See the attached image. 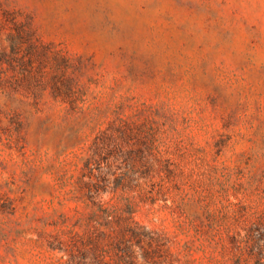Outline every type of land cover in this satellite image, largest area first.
Wrapping results in <instances>:
<instances>
[{
	"label": "rangeland",
	"instance_id": "obj_1",
	"mask_svg": "<svg viewBox=\"0 0 264 264\" xmlns=\"http://www.w3.org/2000/svg\"><path fill=\"white\" fill-rule=\"evenodd\" d=\"M101 215L145 229L91 249ZM238 249L264 253V0H0V264Z\"/></svg>",
	"mask_w": 264,
	"mask_h": 264
},
{
	"label": "trees",
	"instance_id": "obj_2",
	"mask_svg": "<svg viewBox=\"0 0 264 264\" xmlns=\"http://www.w3.org/2000/svg\"><path fill=\"white\" fill-rule=\"evenodd\" d=\"M95 215H97V211L93 212ZM129 219H124V217L119 215H114L111 218L104 217V215H101V218L97 220L96 224L92 227L91 235L89 237V242L85 243L88 245L91 249H97L100 245L101 240L105 237V227L112 228V230L116 233L122 232L123 235H125L124 231H129L133 235L134 234H140L142 231H144L145 227L140 225L138 221H135L134 218H132L130 221H132V225L124 227V221ZM240 235V233H238ZM241 236V235H240ZM246 239V242L249 243L250 240L253 238L248 236H244ZM152 245H150L151 247ZM129 249L132 247V245L128 246ZM140 248H143L142 245H140ZM239 251H236L233 253V259L235 261L234 264H264V253L262 254H254L251 251H248L247 249H238ZM252 257L253 261H252Z\"/></svg>",
	"mask_w": 264,
	"mask_h": 264
}]
</instances>
